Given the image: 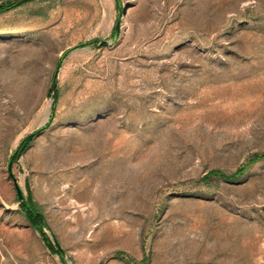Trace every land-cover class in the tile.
<instances>
[{
	"label": "rangeland",
	"instance_id": "374dc122",
	"mask_svg": "<svg viewBox=\"0 0 264 264\" xmlns=\"http://www.w3.org/2000/svg\"><path fill=\"white\" fill-rule=\"evenodd\" d=\"M0 264H264V0L0 12Z\"/></svg>",
	"mask_w": 264,
	"mask_h": 264
},
{
	"label": "trees",
	"instance_id": "16d2710c",
	"mask_svg": "<svg viewBox=\"0 0 264 264\" xmlns=\"http://www.w3.org/2000/svg\"><path fill=\"white\" fill-rule=\"evenodd\" d=\"M16 3L17 2L11 3V4H7L5 6L0 7V12L5 11V10H10V9L14 8ZM51 96L54 98V105H55V103L57 101V98H58V94L55 92L54 94H51ZM13 157L15 159H17L18 158V154L15 153L13 155ZM217 175H219L221 177H224L220 173H217ZM22 205L24 207L23 214L27 218V220L30 222L32 227L35 230H39L40 232H42L41 230H42V226H43V216H42L40 210L36 207L35 204L27 203L26 200L24 202H22ZM42 235H43V239L45 240L46 244L53 249V247L47 241V239L45 238L43 233H42Z\"/></svg>",
	"mask_w": 264,
	"mask_h": 264
},
{
	"label": "water",
	"instance_id": "95a60500",
	"mask_svg": "<svg viewBox=\"0 0 264 264\" xmlns=\"http://www.w3.org/2000/svg\"><path fill=\"white\" fill-rule=\"evenodd\" d=\"M25 1L27 0H19L17 1V5H20L22 3H24ZM119 28H120V19L118 20L116 26H115V32L118 33L119 32ZM100 45H103V46H107L109 45L107 41H100L99 43ZM57 76H58V69L56 70V72L54 73V76H53V81H52V86H51V92L52 94L55 93L56 91V85H57ZM45 129V127L37 130L36 132L30 134L29 136H27L24 140V143L21 147V149L18 151V155L21 154V152L23 151V149L35 138L37 137L43 130ZM9 172L11 174V164L9 165ZM13 182L15 183V188H16V192H17V197L20 201H24L25 200V197L23 195V192L22 190L20 189V187L17 185V182L16 180L13 178Z\"/></svg>",
	"mask_w": 264,
	"mask_h": 264
}]
</instances>
